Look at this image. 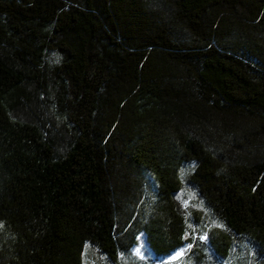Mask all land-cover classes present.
Wrapping results in <instances>:
<instances>
[{
    "label": "trees",
    "instance_id": "obj_1",
    "mask_svg": "<svg viewBox=\"0 0 264 264\" xmlns=\"http://www.w3.org/2000/svg\"><path fill=\"white\" fill-rule=\"evenodd\" d=\"M141 233L264 264V0H0V264Z\"/></svg>",
    "mask_w": 264,
    "mask_h": 264
},
{
    "label": "rangeland",
    "instance_id": "obj_2",
    "mask_svg": "<svg viewBox=\"0 0 264 264\" xmlns=\"http://www.w3.org/2000/svg\"><path fill=\"white\" fill-rule=\"evenodd\" d=\"M203 230L199 231L198 233H202ZM199 236H206L205 234H195V237ZM201 241V240H200ZM202 242H207V240H204ZM142 245H146L145 248H143V252L146 256V259L141 260L140 257L135 253V249L141 247ZM187 245L178 248L177 250L173 251L167 256H155L153 252L149 249L144 234H139L137 237L136 245L131 249L130 256L126 259L127 262L130 264H185V258L186 254L188 253V250H186L183 255L177 256V252H179L182 248L187 249ZM230 256V260L226 261V264H252L253 261L251 260L253 254L252 250L245 244H240V246H235L234 250L232 251ZM91 261H94L93 258L90 259Z\"/></svg>",
    "mask_w": 264,
    "mask_h": 264
},
{
    "label": "snow or ice",
    "instance_id": "obj_3",
    "mask_svg": "<svg viewBox=\"0 0 264 264\" xmlns=\"http://www.w3.org/2000/svg\"><path fill=\"white\" fill-rule=\"evenodd\" d=\"M185 238H187V237H185ZM198 239L201 240V241H204V240L207 239V237H206V236H199ZM145 247H146V245H142L141 247L135 249V253H134V254L138 255V256L140 257L141 260L146 259V256H145V254H144V252H143V248H145ZM192 247H193L192 244H188V245H187V249L182 248L179 252H177L176 255H177V256L183 255V253H184L186 250H190Z\"/></svg>",
    "mask_w": 264,
    "mask_h": 264
}]
</instances>
